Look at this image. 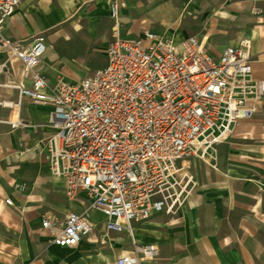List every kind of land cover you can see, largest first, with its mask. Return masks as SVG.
<instances>
[{
    "label": "built area",
    "instance_id": "obj_1",
    "mask_svg": "<svg viewBox=\"0 0 264 264\" xmlns=\"http://www.w3.org/2000/svg\"><path fill=\"white\" fill-rule=\"evenodd\" d=\"M19 2L0 0V124L37 127L24 115L25 102L49 106L52 132L31 149L62 181L68 200L89 206L41 217V230L56 245L74 246L93 235L91 211L101 215L106 231L131 237L133 221L176 212L193 185L179 163L215 152L264 99L249 37L217 54L195 35L177 39L144 29L127 39L117 20L122 2L110 7L113 24L102 65L79 79L50 78L42 70L45 36L11 38L4 32ZM156 254L153 244H135L113 264H140V256Z\"/></svg>",
    "mask_w": 264,
    "mask_h": 264
},
{
    "label": "crops",
    "instance_id": "obj_2",
    "mask_svg": "<svg viewBox=\"0 0 264 264\" xmlns=\"http://www.w3.org/2000/svg\"><path fill=\"white\" fill-rule=\"evenodd\" d=\"M113 2L123 3L117 20L124 37L144 29L177 39L195 35L214 54L249 37L253 76L264 80V0H20L4 32L29 39L62 22L88 26L85 32L105 39L98 27L113 23ZM40 113H47L46 121L36 117ZM49 113V106L25 102L27 120L45 126L40 136L24 131L34 128L30 124H0V264H113L135 244L157 248L154 257L140 256V264H264V99L216 145L211 163L185 164L193 185L176 212L133 221L132 237L102 227L104 233L74 246L50 242L40 227L45 213L71 209L63 201L62 181L31 151L52 132Z\"/></svg>",
    "mask_w": 264,
    "mask_h": 264
},
{
    "label": "rangeland",
    "instance_id": "obj_3",
    "mask_svg": "<svg viewBox=\"0 0 264 264\" xmlns=\"http://www.w3.org/2000/svg\"><path fill=\"white\" fill-rule=\"evenodd\" d=\"M113 23L99 25L101 32H106L105 39L101 38L100 33H87L85 25H68L67 23L58 22L48 29L42 30L37 34L46 38L48 45L47 52L43 58V69L51 78L61 76L65 79H79L82 76L92 73L96 68L102 65V51L105 43L110 39V27ZM77 30L80 31H76ZM36 34V35H37ZM132 39L133 37H126ZM16 65V64H15ZM36 117L42 121L47 120V113L36 114ZM45 129L44 124H39L34 128H25L32 135L40 136ZM32 152L35 150H31ZM30 151V152H31ZM31 152V153H32ZM36 152V151H35ZM215 152L205 155L203 158L196 156L188 157L179 164H209L213 160ZM186 161V163H183ZM28 162H24V164ZM186 166V165H185ZM64 194V192H63ZM66 206L81 211L88 209L87 202L70 201L65 195H62ZM79 199V198H78ZM56 215L61 216L63 212L54 211ZM89 218L95 222V232L104 233L101 225V215L96 211H91Z\"/></svg>",
    "mask_w": 264,
    "mask_h": 264
},
{
    "label": "bare ground",
    "instance_id": "obj_4",
    "mask_svg": "<svg viewBox=\"0 0 264 264\" xmlns=\"http://www.w3.org/2000/svg\"><path fill=\"white\" fill-rule=\"evenodd\" d=\"M31 126V125H30ZM183 163H186V161H183Z\"/></svg>",
    "mask_w": 264,
    "mask_h": 264
}]
</instances>
